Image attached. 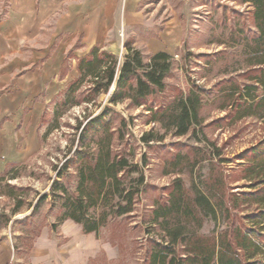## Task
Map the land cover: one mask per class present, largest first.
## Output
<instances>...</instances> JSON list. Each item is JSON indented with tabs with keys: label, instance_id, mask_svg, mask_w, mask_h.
I'll return each mask as SVG.
<instances>
[{
	"label": "rangeland",
	"instance_id": "rangeland-1",
	"mask_svg": "<svg viewBox=\"0 0 264 264\" xmlns=\"http://www.w3.org/2000/svg\"><path fill=\"white\" fill-rule=\"evenodd\" d=\"M245 1L144 0L139 7L143 24L121 31L116 38L118 45L112 47L114 52L108 51L107 46L100 47L114 54L121 66L127 55V43H132L133 48L147 57L152 54L149 42L165 41L168 26L177 23L180 37L169 50L174 64L167 88L177 85L184 92L194 89L202 94L205 102L204 123L181 137L175 136L172 129L150 123L146 107H134L130 101L112 104L116 83L108 94H101L90 102L88 79L69 95L66 92L69 85L79 77L75 72L77 58L91 51L81 46L80 38L73 40L75 51L68 54L74 56L68 62L71 69L66 76L59 77L60 83L66 82L61 92L51 103H47L48 96L44 94L30 96L19 109L28 120L37 104L46 106L37 126V152L19 163L21 167L2 177L0 183V191L10 184L18 188L16 194L25 197V206L16 215L12 214L14 202L6 196L0 197V246L11 248L14 257L10 264H34L33 251L44 240L47 250L61 254L59 259L66 263L149 264L151 242L157 236L149 223L156 207L168 203L177 178L182 179L187 190L195 186L213 202H223L235 226L241 225L256 210L264 193V158L254 157L255 152H264V88L247 89L257 86L247 73V60L252 54L249 42L257 31L251 19V4ZM10 7L11 0L0 1V21L7 18ZM45 40L44 37V46ZM249 93L258 97L255 105L261 100L262 103L251 107ZM13 94L11 87L0 92V96ZM103 114L114 137V152L140 165L147 164L146 187L137 197L134 213L110 222L101 229L99 237L94 233L85 234L82 226L73 221H66L52 232L50 225L56 222L59 213L48 199L36 215L47 226L35 240L33 249L28 250L30 242L25 232L31 222L26 217L31 215L39 198L50 193L56 171L78 148L86 124ZM34 125L30 120L25 131L27 136ZM145 137L152 141L143 142ZM4 171L0 163V173ZM74 171L75 167H71L68 174ZM74 187L73 179L71 190ZM3 216L11 217L8 225L3 224ZM223 229L218 228L217 232ZM214 230L215 223L207 219L200 235L209 236Z\"/></svg>",
	"mask_w": 264,
	"mask_h": 264
},
{
	"label": "trees",
	"instance_id": "trees-1",
	"mask_svg": "<svg viewBox=\"0 0 264 264\" xmlns=\"http://www.w3.org/2000/svg\"><path fill=\"white\" fill-rule=\"evenodd\" d=\"M252 7L251 19L257 34L252 38L251 56L248 58V77L257 86L264 88V0H247ZM125 62L119 66L116 56L95 46L82 58H77L79 77L73 81L67 93L71 95L88 79L89 102L101 94H108L116 83L111 103L130 101L134 107H146L150 123H158L163 129L174 131L177 137L184 136L194 126L204 123L202 110L205 105L202 94L194 89L184 92L180 86L168 87L167 80L173 71L174 59L165 52L144 56L141 51L125 45ZM71 54L64 60L60 78L66 76L71 66ZM118 74V79L116 80ZM254 107L257 96H248ZM262 103L258 101L255 106ZM105 114L90 120L84 127L79 146L56 171L50 193L43 194L26 221L31 225L25 232L29 249L47 226L36 218L42 203L50 199L51 206L58 209L56 222L50 230L56 232L66 221L81 225L85 234L100 235L102 228L134 213L137 197L146 187L144 168L129 157L113 150V134L106 122ZM151 138H143L150 143ZM255 158H264V152L254 153ZM20 164H8L0 173V183ZM75 167L74 175L68 170ZM3 177V178H2ZM74 179L75 187L71 190ZM0 191L15 204L13 215L22 211L25 197L16 194L18 188L7 184ZM254 212L248 214L241 225L231 222L230 211L223 202L212 198L195 186L187 190L181 178L174 181L167 204L158 205L153 211L152 222L156 238L148 253L149 264H264V193ZM31 206V204L29 205ZM225 215H228L225 217ZM4 225L11 217L3 216ZM215 223L209 236L200 235L205 220ZM224 227L217 232L218 228ZM148 234V233H147Z\"/></svg>",
	"mask_w": 264,
	"mask_h": 264
},
{
	"label": "crops",
	"instance_id": "crops-1",
	"mask_svg": "<svg viewBox=\"0 0 264 264\" xmlns=\"http://www.w3.org/2000/svg\"><path fill=\"white\" fill-rule=\"evenodd\" d=\"M143 1L11 0L7 18L0 21V92L7 87L15 92L11 97L0 96L1 167L6 169L8 164L23 163L37 152V126L46 106L37 104L28 120L19 109L30 96L44 94L48 96L47 103H51L61 92L66 82L60 83L59 77L67 55L75 51L73 40L80 38L85 49L107 46L108 51L114 52L112 47L118 45L116 38L121 31L143 24L139 13ZM165 32V41L149 42L153 55L170 54L171 44L180 37L176 22ZM44 37L45 46L42 45ZM75 72L78 73L76 64ZM30 120L35 125L27 136L25 131ZM19 128L22 129L19 131ZM47 248L45 240L41 241L33 251L34 264H81L66 263L59 259L61 254L55 255ZM13 257L9 246H0V264H10Z\"/></svg>",
	"mask_w": 264,
	"mask_h": 264
}]
</instances>
